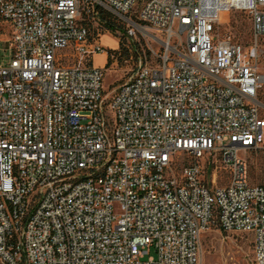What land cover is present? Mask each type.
I'll list each match as a JSON object with an SVG mask.
<instances>
[{
  "label": "built area",
  "instance_id": "1",
  "mask_svg": "<svg viewBox=\"0 0 264 264\" xmlns=\"http://www.w3.org/2000/svg\"><path fill=\"white\" fill-rule=\"evenodd\" d=\"M232 12L248 48L219 37ZM101 13L158 46L110 95ZM0 38V264H203L213 228L264 264V187L239 155L264 144V0H0Z\"/></svg>",
  "mask_w": 264,
  "mask_h": 264
},
{
  "label": "rangeland",
  "instance_id": "2",
  "mask_svg": "<svg viewBox=\"0 0 264 264\" xmlns=\"http://www.w3.org/2000/svg\"><path fill=\"white\" fill-rule=\"evenodd\" d=\"M99 29L102 31V27ZM158 37H163L158 32L148 31ZM105 31H102L104 34ZM110 46L103 47L111 51L113 42L120 41V38L115 33H108ZM219 37H229L232 43L239 44L244 48H248L252 42L251 35V21L246 12H232L230 14H223L218 27ZM4 38H0V41ZM103 41H106L103 39ZM135 44L140 52L143 60L154 61L152 51H157L158 46L150 41L148 38L136 33V37L129 40ZM258 67L260 73L264 77V38L259 40L258 44ZM7 43L0 42V63L7 62ZM119 49V47H118ZM117 49V50H118ZM160 51H162L160 49ZM126 59V58H124ZM71 65L72 61L65 62ZM103 59L101 55L93 58V64L101 66ZM137 65L134 57L131 59L118 61L117 66L112 64L105 67V76L103 80V89L106 94L112 92L125 83L131 76L134 67ZM104 66V65H103ZM258 102L261 105V116L264 118V82L258 91ZM240 157L245 160L248 168L249 182L251 185H258L264 187V144L256 150H247L240 152ZM213 170V168H212ZM211 168L208 173L212 172ZM229 174L220 163L217 168V186H225L228 183ZM151 256L153 253L150 254ZM200 255L203 264H255L253 237L248 233H224L218 229L213 228L210 232L206 233L201 239Z\"/></svg>",
  "mask_w": 264,
  "mask_h": 264
},
{
  "label": "trees",
  "instance_id": "3",
  "mask_svg": "<svg viewBox=\"0 0 264 264\" xmlns=\"http://www.w3.org/2000/svg\"><path fill=\"white\" fill-rule=\"evenodd\" d=\"M86 24L90 30H92L93 32L95 31V29L92 28V24L90 22L87 21ZM98 27H102L105 32L115 33L120 38L118 51L112 53L115 59H117L118 61H122L131 59V56L134 57L137 62V65L134 67V69H136L140 62H143V58L136 45L133 43L131 44L130 42L125 40L123 26L120 23L116 22L109 14L101 13L98 21ZM117 32L119 34H117ZM126 44L128 45V47H125ZM113 59L108 57L106 67L110 66L113 63Z\"/></svg>",
  "mask_w": 264,
  "mask_h": 264
},
{
  "label": "crops",
  "instance_id": "4",
  "mask_svg": "<svg viewBox=\"0 0 264 264\" xmlns=\"http://www.w3.org/2000/svg\"><path fill=\"white\" fill-rule=\"evenodd\" d=\"M109 35L110 34H108V32H105L104 34H102L101 35V37H100V42H101V44L102 45H104V46H106V47H108V46H110L109 44H111V43H109V40L108 39H110L109 38ZM103 39H105L106 41H103ZM114 44L112 45L113 47H110L112 50H116V49H118V47H119V43H118V41H115V42H113ZM101 57H102V59H103V63H102V65L101 66H99V65H95V66H98V67H102L103 65H105L106 63H107V59H108V57L106 56V54H101Z\"/></svg>",
  "mask_w": 264,
  "mask_h": 264
}]
</instances>
